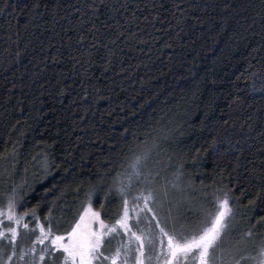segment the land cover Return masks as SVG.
Segmentation results:
<instances>
[{
  "label": "trees",
  "instance_id": "1",
  "mask_svg": "<svg viewBox=\"0 0 264 264\" xmlns=\"http://www.w3.org/2000/svg\"><path fill=\"white\" fill-rule=\"evenodd\" d=\"M33 2L0 0V156L55 163L51 175L35 167L21 209L47 224L59 197L77 218L90 181L112 186L155 143L264 224V0H39L29 23ZM226 137L241 151L215 155L212 139ZM73 166L79 192L60 181Z\"/></svg>",
  "mask_w": 264,
  "mask_h": 264
},
{
  "label": "snow or ice",
  "instance_id": "2",
  "mask_svg": "<svg viewBox=\"0 0 264 264\" xmlns=\"http://www.w3.org/2000/svg\"><path fill=\"white\" fill-rule=\"evenodd\" d=\"M100 3L107 7L104 0ZM12 7L23 11L17 5ZM39 7V0H34L29 23L35 20ZM92 10L94 14L100 12V8L93 7ZM13 43L19 45L18 40ZM21 55L23 53L18 49L17 61ZM259 91L264 97V88ZM224 124L227 125L228 121ZM126 133L127 129L125 141ZM209 147L218 156L241 151L227 137L223 140L213 138ZM12 157L11 170L0 165V183L5 178L12 180L14 176L15 151ZM0 159L3 157L0 156ZM84 159L81 155L80 169L85 167ZM138 165L139 158L133 165L137 177L141 175ZM40 166L45 174L51 175L55 163L45 154L40 157ZM182 167L177 169L170 181L157 183L156 177L160 176L157 173L137 181L139 187L135 190L131 178L119 180L105 190L101 185L103 177L98 176L97 183L89 182L78 219L63 234L54 230L51 222L56 209L55 200L59 197L49 204L48 223L45 224L41 222L36 208L25 210L23 214L17 213L24 200L27 179L23 178L20 184L12 183L10 188L0 191L5 204L0 207V264H45L46 258L49 264H57V260L62 264H264V239L255 242L251 228L228 246L224 245L223 237L231 233L235 226L231 189L224 186L196 206L191 205L185 196L175 195L185 192ZM78 179L75 166L60 177L65 186L76 184L77 192L80 190ZM113 192L119 198L120 213L113 222H106L101 212L93 207V200L99 196L106 201ZM262 195L264 186H261L256 198L260 199ZM100 207L103 209L104 204L101 203ZM29 215L35 221L39 234L31 246L26 247L21 242V229L24 236L34 231L25 219ZM37 245L41 246L39 250ZM251 248H255V255L251 254Z\"/></svg>",
  "mask_w": 264,
  "mask_h": 264
},
{
  "label": "rangeland",
  "instance_id": "3",
  "mask_svg": "<svg viewBox=\"0 0 264 264\" xmlns=\"http://www.w3.org/2000/svg\"><path fill=\"white\" fill-rule=\"evenodd\" d=\"M16 153V152H15ZM139 158V165L138 170L140 172V176L137 177L134 174L133 165L137 163V160ZM175 156L167 157L163 153L157 152L155 143H151L146 147H143L138 150L134 155L131 156V158L127 161L126 166H124L122 170V174L118 175L117 179H113V185L118 183V180H124L127 181L129 178L132 179L133 182V188L134 190L139 187L137 181H143L145 177L149 176H155L157 173L160 174L159 177H156L157 183H165L166 181H170L174 179V174L176 173L177 169L180 168V166H177L175 163ZM15 173L12 178V180H8L7 178L4 179L2 183H0V191H4L11 187L12 183L20 184L21 180L26 177L27 179V185L25 186L24 192L25 195H28L31 191V187L34 186L35 183H37L36 180V168L42 169L40 164L35 165V158L32 159L31 162H27L25 159L22 161L20 159L19 155L15 154ZM13 163V157L12 153H9L8 155L4 156L3 159H0V165H5L11 170ZM183 172V183L185 186V192L184 193H176L175 195L177 197L183 195L187 198V200L191 203V205L196 206L200 202L204 200V198L207 196L208 198H211L210 191L206 188L200 187L198 185H195L193 181L189 180V177L187 176L185 170L182 168ZM121 178V179H120ZM107 179L103 180V183L101 184L102 187L107 190L110 187H113V185L110 187H107L105 185ZM24 195V196H25ZM95 201H99L100 204H104V208L100 209L96 206ZM79 199L75 200V202L72 204L75 205L77 203H80ZM4 199L3 197H0V207H4ZM71 206V207H72ZM93 207L95 210L100 211L103 218H105L106 222H113L117 216L120 213V201L119 198L115 196V193L105 201L102 197H95L93 200ZM19 207L17 209L18 214H23L25 210L21 209ZM78 208L72 207H63L61 210L55 209L54 215L51 220L54 230H57L58 232H62L66 230L63 233H66L68 230H70L71 226L74 224V222L78 219L76 218V212ZM29 211V210H28ZM233 213L235 216V226L234 230L229 233L228 235L223 237V242L225 246H228L230 243L234 242L235 240L240 238V235L247 231L249 228H251L253 232V240L255 242H259L261 239H264V224L263 223H257L254 221L253 217H249L244 212L235 211L233 209ZM76 220L74 221V219ZM26 221L29 222L30 229H34V231H30L26 236L23 235V229H21L22 232V243L24 246H31V242L35 239V237L39 234L38 229L35 228V221L32 220V217L29 215L25 218ZM40 220L42 223H45L44 220L40 217ZM7 223V221H5ZM48 223V220H47ZM41 246L37 245V249L39 250ZM251 254L255 255L256 250L255 248L250 249ZM57 257H59V253L56 254ZM45 264H49V261L46 258ZM57 264H62L60 260H57ZM250 264V262H249Z\"/></svg>",
  "mask_w": 264,
  "mask_h": 264
}]
</instances>
